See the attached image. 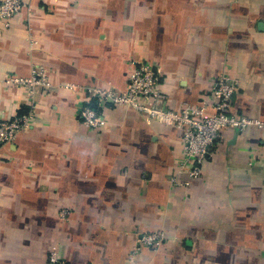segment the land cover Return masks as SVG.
<instances>
[{
  "label": "crops",
  "instance_id": "0c3cea01",
  "mask_svg": "<svg viewBox=\"0 0 264 264\" xmlns=\"http://www.w3.org/2000/svg\"><path fill=\"white\" fill-rule=\"evenodd\" d=\"M21 2L0 20V120H35L0 147V264H264V0ZM138 63L168 109L236 82L231 112L254 124L223 129L190 179L180 131L89 93L124 90ZM34 69L47 89L10 81Z\"/></svg>",
  "mask_w": 264,
  "mask_h": 264
},
{
  "label": "built area",
  "instance_id": "2783aa9c",
  "mask_svg": "<svg viewBox=\"0 0 264 264\" xmlns=\"http://www.w3.org/2000/svg\"><path fill=\"white\" fill-rule=\"evenodd\" d=\"M21 8V0H2L0 2L2 24L8 26V21ZM10 81L25 87L30 92L39 87L45 89L48 87L44 73L35 69L28 78L14 77ZM74 87L69 85L68 88L77 91ZM236 89V82L222 77L212 83L208 106L206 104L185 105L178 110L168 109L164 106V95L158 88L156 71L147 63H138L134 71L129 74L124 90L95 88L89 89V93L100 104L111 101L115 105L135 110L147 123L158 122L180 131L183 145L181 167L186 169L190 179H197L201 176L206 154L215 141L221 138L223 129L232 128L242 132L254 124L250 119L230 112ZM78 116L80 121L92 130H99L105 125L101 115L89 106L80 108ZM34 120L32 113L20 114L9 121L0 120V147L12 143L16 135L30 127ZM170 180L173 184L180 185L176 177ZM163 240L162 234H149L142 236L138 243L143 246H154ZM48 262L62 264L56 253L49 255Z\"/></svg>",
  "mask_w": 264,
  "mask_h": 264
},
{
  "label": "rangeland",
  "instance_id": "374dc122",
  "mask_svg": "<svg viewBox=\"0 0 264 264\" xmlns=\"http://www.w3.org/2000/svg\"><path fill=\"white\" fill-rule=\"evenodd\" d=\"M164 243V240L160 243V244H158V245H154V246H147L146 245V247H149L150 249H153L154 251H157L158 249H160L161 248V245ZM141 246H143V245H141Z\"/></svg>",
  "mask_w": 264,
  "mask_h": 264
},
{
  "label": "trees",
  "instance_id": "16d2710c",
  "mask_svg": "<svg viewBox=\"0 0 264 264\" xmlns=\"http://www.w3.org/2000/svg\"><path fill=\"white\" fill-rule=\"evenodd\" d=\"M93 103H96V101L93 100L92 105H91L92 107H93ZM83 107H84V106H83ZM92 107H91V108H92ZM230 112H231V111H230ZM231 113H232V112H231ZM232 114H233V113H232ZM47 262H48V259H47Z\"/></svg>",
  "mask_w": 264,
  "mask_h": 264
}]
</instances>
